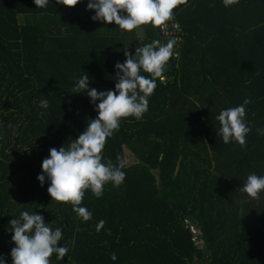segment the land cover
<instances>
[{
  "label": "trees",
  "instance_id": "1",
  "mask_svg": "<svg viewBox=\"0 0 264 264\" xmlns=\"http://www.w3.org/2000/svg\"><path fill=\"white\" fill-rule=\"evenodd\" d=\"M88 2L0 0V258L13 264L9 222L27 211L62 229L68 253L50 264H264V191L258 200L241 191L250 174L264 176V0H187L174 10L180 58L156 79L142 119L122 118L103 149L102 162L125 161L124 150L136 162L102 197L85 191L80 206L92 217L83 221L37 179L49 150L67 148L98 116L72 89L86 73L89 89L114 91L124 52L163 41L150 24L126 32L93 21ZM245 99L246 147L225 144L216 117Z\"/></svg>",
  "mask_w": 264,
  "mask_h": 264
},
{
  "label": "clouds",
  "instance_id": "2",
  "mask_svg": "<svg viewBox=\"0 0 264 264\" xmlns=\"http://www.w3.org/2000/svg\"><path fill=\"white\" fill-rule=\"evenodd\" d=\"M80 0H56L57 4L66 7L76 6ZM36 7L43 8L49 0H34ZM187 0H89L88 10H94L93 21L115 23L126 32L144 25L163 28L174 18V10ZM238 3V0H223L224 7ZM175 41L169 40L161 44L154 40L142 47H136L135 55L125 51L124 63L117 62L115 90L97 91L89 89V77L85 73L72 89L73 93L84 92L95 105L98 116L90 119L85 131L70 145L49 150V157L42 162V174L37 179L41 186L45 178L50 181L47 191L51 201L73 206L78 218L88 221L92 213L81 207L85 191L91 190L97 198L102 197L105 184L111 182L119 187L126 178L122 171L125 161L117 157V164L112 160L103 161V149L107 138L119 130L122 118L134 117L142 119L148 110V98L156 88V79L162 78L165 66L173 55ZM141 71L150 74L151 79L141 75ZM99 101V103H97ZM250 101L245 99L237 107L222 110L216 119L220 123L217 133L225 144L237 142L242 148L246 147V136L250 128L245 122V107ZM41 108L48 107L47 100H41ZM42 116L43 113H40ZM241 191L252 199H259L264 191V176L250 174L241 187ZM105 221L97 224V231L103 228ZM12 241L15 247L11 250L13 264H50V258L55 253L57 260L64 259L68 253L67 247L58 246L62 239V229L53 230L45 223L39 214H29L24 211L19 218L11 219ZM191 228V227H190ZM194 233L195 231L192 230ZM112 260L116 254L112 253ZM0 264H5L0 258Z\"/></svg>",
  "mask_w": 264,
  "mask_h": 264
},
{
  "label": "built area",
  "instance_id": "3",
  "mask_svg": "<svg viewBox=\"0 0 264 264\" xmlns=\"http://www.w3.org/2000/svg\"><path fill=\"white\" fill-rule=\"evenodd\" d=\"M160 33L163 39L162 44H166L169 40L175 41L172 57L179 59L184 34L181 26L175 21V18L166 22L163 28H160Z\"/></svg>",
  "mask_w": 264,
  "mask_h": 264
},
{
  "label": "water",
  "instance_id": "4",
  "mask_svg": "<svg viewBox=\"0 0 264 264\" xmlns=\"http://www.w3.org/2000/svg\"><path fill=\"white\" fill-rule=\"evenodd\" d=\"M181 166V157L179 158L176 169H175V176L178 174L179 169ZM153 176L155 177V184L158 188H160L163 185V179L161 178L160 174L156 171V169H152Z\"/></svg>",
  "mask_w": 264,
  "mask_h": 264
},
{
  "label": "rangeland",
  "instance_id": "5",
  "mask_svg": "<svg viewBox=\"0 0 264 264\" xmlns=\"http://www.w3.org/2000/svg\"><path fill=\"white\" fill-rule=\"evenodd\" d=\"M138 35H141L140 31H138ZM124 152H125V163L127 165H130L136 162V157L130 151L124 150Z\"/></svg>",
  "mask_w": 264,
  "mask_h": 264
}]
</instances>
